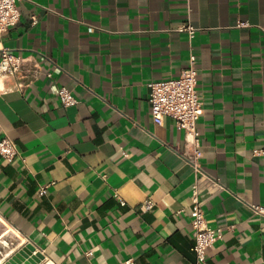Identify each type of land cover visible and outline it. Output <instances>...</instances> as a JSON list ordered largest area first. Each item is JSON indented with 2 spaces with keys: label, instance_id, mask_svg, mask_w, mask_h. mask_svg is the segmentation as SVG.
Here are the masks:
<instances>
[{
  "label": "crops",
  "instance_id": "1",
  "mask_svg": "<svg viewBox=\"0 0 264 264\" xmlns=\"http://www.w3.org/2000/svg\"><path fill=\"white\" fill-rule=\"evenodd\" d=\"M17 7L0 48L42 55L53 73L22 92L0 79V137L18 151L0 156V251L29 242L44 254L39 264H194L196 183L207 223L222 229L208 262L264 264V215L249 207H264V0ZM191 54L201 174L182 156L191 147L183 129L169 116L155 124L148 102V83L178 76ZM59 85L76 104L60 103Z\"/></svg>",
  "mask_w": 264,
  "mask_h": 264
},
{
  "label": "built area",
  "instance_id": "2",
  "mask_svg": "<svg viewBox=\"0 0 264 264\" xmlns=\"http://www.w3.org/2000/svg\"><path fill=\"white\" fill-rule=\"evenodd\" d=\"M20 18L17 7V0H0V37L11 26L15 25ZM243 22H239V25ZM181 29L191 32L192 26H182ZM44 56L27 58L10 52L6 47L0 48V79L10 78L12 87L22 92L24 88L39 78L41 74L52 77V71H43L41 60ZM57 69V68H56ZM58 70V69H57ZM148 102L150 113L155 124H161L165 116L175 120L177 126L183 129L186 144L190 145L188 152L182 156L191 165L195 174H201L200 168V146L198 142V131L196 124L202 114L203 105L197 91V68L194 54L189 56L188 65L176 77L151 81L148 83ZM55 94L63 106H70L77 103L71 90L65 85L55 86ZM262 150H255V154L262 153ZM18 151L14 141L7 135L0 137V156L10 162L17 155ZM47 185L40 186L39 194H44ZM190 222L194 234L193 251L195 254L194 264H210L206 258V249L216 240L222 237V229L219 226H210L204 216L200 202V196L196 183L192 185L190 193ZM124 203L123 199H119ZM141 208L150 209L153 201L144 199ZM250 209L258 215H264V207L251 204ZM7 253L0 251V264L7 258ZM123 264H133L132 259H127Z\"/></svg>",
  "mask_w": 264,
  "mask_h": 264
},
{
  "label": "water",
  "instance_id": "3",
  "mask_svg": "<svg viewBox=\"0 0 264 264\" xmlns=\"http://www.w3.org/2000/svg\"><path fill=\"white\" fill-rule=\"evenodd\" d=\"M43 258L44 254L28 242L9 253L3 264H39Z\"/></svg>",
  "mask_w": 264,
  "mask_h": 264
}]
</instances>
